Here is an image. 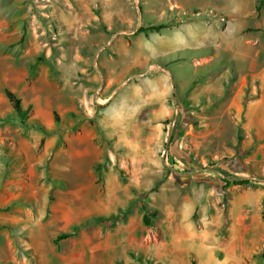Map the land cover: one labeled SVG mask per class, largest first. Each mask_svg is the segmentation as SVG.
I'll use <instances>...</instances> for the list:
<instances>
[{
  "label": "rangeland",
  "instance_id": "rangeland-1",
  "mask_svg": "<svg viewBox=\"0 0 264 264\" xmlns=\"http://www.w3.org/2000/svg\"><path fill=\"white\" fill-rule=\"evenodd\" d=\"M193 261L264 264V0H0V264Z\"/></svg>",
  "mask_w": 264,
  "mask_h": 264
},
{
  "label": "trees",
  "instance_id": "trees-1",
  "mask_svg": "<svg viewBox=\"0 0 264 264\" xmlns=\"http://www.w3.org/2000/svg\"><path fill=\"white\" fill-rule=\"evenodd\" d=\"M259 9V7L257 8ZM198 12L192 11L190 14L191 15H195ZM200 14H205L204 12H201ZM166 24H158V25H152L149 28L150 29H154V30H160L163 27H166ZM144 27H140L139 29H137L138 31L144 30ZM6 96L9 98V100L11 101L13 108L15 110V112L17 113V115L21 116L24 114V108L22 105V99L21 97H19L14 91L10 90V89H6L5 90ZM55 118L57 119V114H55ZM164 123L166 125H168L170 123V121L168 119H166L164 121ZM39 128L42 130V132L44 133V135H49L52 133H56L58 131L61 130L60 129H53V130H49L46 127L39 125ZM218 172H220L222 175H224V181L226 182L227 185H250V184H257L260 182L261 179L259 178H253V177H246V176H235V175H231L227 170L225 169H217ZM12 206L11 205H7L6 207H4L3 210H11ZM144 223L146 225H151L150 223V218L148 215L144 216ZM8 227V225H6ZM68 236H70L69 233H62L61 235L58 236V239H64L67 238ZM193 264H196L195 261H193Z\"/></svg>",
  "mask_w": 264,
  "mask_h": 264
},
{
  "label": "crops",
  "instance_id": "crops-1",
  "mask_svg": "<svg viewBox=\"0 0 264 264\" xmlns=\"http://www.w3.org/2000/svg\"><path fill=\"white\" fill-rule=\"evenodd\" d=\"M177 27L178 25L174 26L173 29H176ZM174 32L175 33L173 34V37L170 39L166 37L167 35L161 32L162 34L159 33L160 36L157 37V39L153 40L151 43L147 42L146 47L148 51H150V55H151V56L148 55L147 57L153 58L155 56L156 57L163 56V55H167L170 52L174 53L176 51H179L184 47H199V46L201 47L203 45L209 44V41H210V45L213 43L215 44L217 41L214 36H211V34L206 32L202 33V35L199 33L197 35L193 34L191 38L186 40H185L186 37L179 33L180 31L176 30ZM155 44H158V46H155ZM230 44H232V42ZM113 113H114L113 108H111L110 114Z\"/></svg>",
  "mask_w": 264,
  "mask_h": 264
}]
</instances>
